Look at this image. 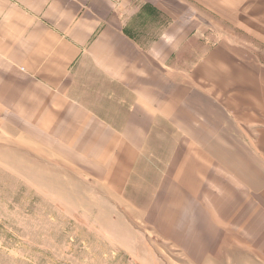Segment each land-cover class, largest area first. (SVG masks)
Segmentation results:
<instances>
[{
	"label": "crops",
	"instance_id": "crops-1",
	"mask_svg": "<svg viewBox=\"0 0 264 264\" xmlns=\"http://www.w3.org/2000/svg\"><path fill=\"white\" fill-rule=\"evenodd\" d=\"M234 1L249 42H207L205 11L186 0H0V128L33 162L67 158L112 189L126 186L153 133L175 139L187 236H211L213 212L234 252L259 264L264 0Z\"/></svg>",
	"mask_w": 264,
	"mask_h": 264
},
{
	"label": "rangeland",
	"instance_id": "rangeland-1",
	"mask_svg": "<svg viewBox=\"0 0 264 264\" xmlns=\"http://www.w3.org/2000/svg\"><path fill=\"white\" fill-rule=\"evenodd\" d=\"M186 1L205 11L207 42L250 41L238 29L234 0ZM254 46L264 66V45ZM197 48L195 40L185 54ZM9 129L0 128V264H253L251 253L234 252V237H221L213 212L211 236H187L185 157L169 167L175 139L153 133L126 186L112 189L67 158L33 162Z\"/></svg>",
	"mask_w": 264,
	"mask_h": 264
}]
</instances>
